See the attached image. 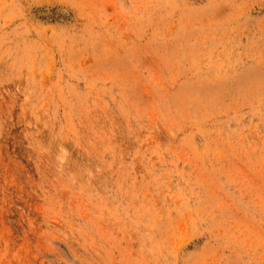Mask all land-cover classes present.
Instances as JSON below:
<instances>
[{
	"label": "rangeland",
	"instance_id": "rangeland-1",
	"mask_svg": "<svg viewBox=\"0 0 264 264\" xmlns=\"http://www.w3.org/2000/svg\"><path fill=\"white\" fill-rule=\"evenodd\" d=\"M0 264H264V0H0Z\"/></svg>",
	"mask_w": 264,
	"mask_h": 264
}]
</instances>
